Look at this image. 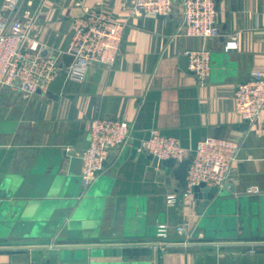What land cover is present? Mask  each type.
<instances>
[{
  "label": "crops",
  "instance_id": "1",
  "mask_svg": "<svg viewBox=\"0 0 264 264\" xmlns=\"http://www.w3.org/2000/svg\"><path fill=\"white\" fill-rule=\"evenodd\" d=\"M214 1L219 35L201 39L183 35L180 0L173 1L168 16L131 14L129 0H25L23 11L36 16L33 36L44 49L64 51L72 20L89 10L126 26L115 63L94 64L80 82L65 79L56 99L47 92L26 96L0 89V183L8 180L12 195L0 201V209L8 212L16 202L21 204L18 214L30 210L29 219L47 218L64 210L60 193L77 194L78 206L84 198L101 201L100 208L87 203L72 218L75 205L66 216L64 226L73 222L70 237L80 238L71 243H56L67 238L61 226L52 232L50 245H17L10 236L16 214L5 215L0 219V264H33L37 249L56 248L79 257L103 247H130L135 255L56 264H264V111L250 124L235 113L232 102L238 84L253 71L264 72V0ZM231 36L235 48L226 47ZM202 49L210 55L204 85L179 60L185 52ZM96 118L127 122L131 139L112 149L103 171L83 187L81 147ZM151 129L177 139L190 152L210 136L238 142L225 183L232 191L223 185L208 201L167 205L166 195L181 194L183 188L135 149ZM65 151L74 154L64 158ZM59 157L61 167L54 170ZM250 187L259 194L247 195ZM161 224L167 232L163 241L178 243L164 251L152 247ZM180 225L185 236L176 232Z\"/></svg>",
  "mask_w": 264,
  "mask_h": 264
},
{
  "label": "built area",
  "instance_id": "2",
  "mask_svg": "<svg viewBox=\"0 0 264 264\" xmlns=\"http://www.w3.org/2000/svg\"><path fill=\"white\" fill-rule=\"evenodd\" d=\"M42 1V0H41ZM174 0H129L131 14H155L168 16ZM25 0H2L0 4V89L9 88L26 96L46 93L48 85L58 76L76 82L82 81L94 64L112 66L116 59L126 24L111 19L99 10H89L71 22V35L64 51L44 49L33 36L36 16L23 11ZM182 19L180 29L185 37L201 39L219 35L216 26L214 0H180ZM236 37L231 36L227 48H235ZM67 55L70 62L63 59ZM188 70L200 85L210 74V55L207 50L185 52ZM235 113L245 122L254 123L264 111V72L253 71L247 81L236 86L232 95ZM131 139L130 125L121 120L96 118L89 124L88 147L80 155V178L87 187L104 169L112 149L121 148ZM240 144L236 141L207 137L199 141L190 152L173 137L149 130L148 137L136 147L138 153L152 155L160 160L172 159L179 163L189 158L186 185L181 194L171 192L165 202L173 206L179 202L191 205L192 188L203 183L207 188L221 189L226 183L232 165L237 159ZM247 195L259 194L257 187L248 188ZM185 236V228H176ZM154 247L164 251L178 243L164 242L167 238L165 225H159ZM187 238V237H185ZM184 238V241L186 240ZM151 247V245L148 244Z\"/></svg>",
  "mask_w": 264,
  "mask_h": 264
},
{
  "label": "water",
  "instance_id": "3",
  "mask_svg": "<svg viewBox=\"0 0 264 264\" xmlns=\"http://www.w3.org/2000/svg\"><path fill=\"white\" fill-rule=\"evenodd\" d=\"M2 0H0L1 4ZM49 53V49H41L39 52V55L41 57H46ZM63 59L67 62H70L72 58L70 56L64 55ZM181 67L182 69L187 68L188 64V58L187 56H182L180 59ZM65 82V77L63 75L58 76L56 79H54L47 87V93H49L54 99H56L60 94L63 87V84ZM89 145L88 140L84 142L82 145V149L85 150ZM136 149V148H135ZM73 152L65 151L62 153L64 158H67L68 156H73ZM63 157H59V161L54 166V170L61 167V163L63 160ZM147 159L152 163L153 167L159 168L165 172V174L168 176L169 174H172L174 179L178 182V185L181 188H184L186 185V174H187V168L190 163V159H184L179 163H175L172 159L167 160H160L152 155H147ZM69 178H66V181H68ZM75 179V178H74ZM65 181V183H66ZM9 181L4 180L0 183V201H3L5 198H10L12 195L11 193L7 192V189L9 187ZM225 188H229V190L232 191L231 187H228V184H224ZM81 190V189H80ZM194 198L196 201L199 199H204L205 201H208L212 199V197L215 194L219 193V189L217 188H207L203 183H200L197 186H194L192 188ZM83 192V188L81 190ZM78 195H73L72 198H69L65 196L63 193H60V198L62 199L59 203L60 211H56V213L47 214V218L44 215H37L30 219L28 218L30 216V210L23 213L22 215L18 214L21 204L20 203H12L13 207L7 212L4 210V206L0 209V219L3 217L8 216L9 214L15 213L16 214V220L18 221L16 224V227L14 228L15 231L11 232L13 233L10 236L14 239H16L18 242H14L17 245H23V246H34V245H43L47 246L50 245L51 241V235L52 232L55 229L60 228V232L62 234H65L67 238H58L56 240L57 244H64V243H71V242H77L79 237H70L71 233L68 231V228L70 225H73V222H67L65 225V218L69 214V212L72 210L73 207L76 208L74 210V213L72 214V218H76L79 216V211L85 207V205L88 203L91 207L95 210L100 208L101 201L99 200H93L89 201L86 198L79 204H77L76 197ZM1 205V204H0ZM91 215V214H90ZM89 215V216H90ZM14 218V219H15ZM51 219H54L51 221ZM47 221H51L49 224H47ZM76 224V223H75ZM74 224V225H75ZM71 228V227H70ZM10 231V230H9ZM78 235V234H77ZM8 236V235H7ZM6 244H8L6 242ZM42 250H47L46 253H42ZM135 251L133 248L130 247H103V248H90L88 251L81 254L79 257H75L73 253L69 254L67 252H58L56 248H45V249H37L33 251V258L32 262L33 264H56V260H59L61 262L66 261H73L75 259L80 260H86L88 257L91 258H121V257H128L135 255ZM58 258V259H57ZM107 264H111V262H106ZM91 264H97L91 263Z\"/></svg>",
  "mask_w": 264,
  "mask_h": 264
}]
</instances>
